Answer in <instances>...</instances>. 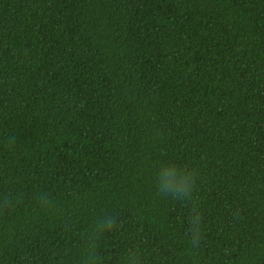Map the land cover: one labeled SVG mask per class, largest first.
Segmentation results:
<instances>
[{"label":"trees","instance_id":"1","mask_svg":"<svg viewBox=\"0 0 264 264\" xmlns=\"http://www.w3.org/2000/svg\"><path fill=\"white\" fill-rule=\"evenodd\" d=\"M89 251L264 264V0H0V264Z\"/></svg>","mask_w":264,"mask_h":264},{"label":"clouds","instance_id":"2","mask_svg":"<svg viewBox=\"0 0 264 264\" xmlns=\"http://www.w3.org/2000/svg\"><path fill=\"white\" fill-rule=\"evenodd\" d=\"M167 175L162 176L161 186L158 191L162 194H170L174 200H185L189 201L193 204L192 215L188 220V242L193 247V249L197 248L202 241V232H203V219L202 212L199 209L198 203L192 201V195L194 191V187L188 184V179L190 177H186L181 181L177 182L174 177L175 173L172 169L165 170ZM178 193V195H177ZM116 224L115 217L106 216L100 219L95 227L96 233H102L103 231L111 230ZM96 257L94 252L89 251L86 264H96ZM127 264H138V255L135 251L131 252L127 256Z\"/></svg>","mask_w":264,"mask_h":264}]
</instances>
